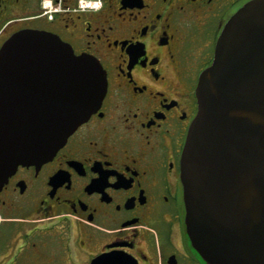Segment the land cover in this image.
<instances>
[{
  "label": "flooded vegetation",
  "instance_id": "flooded-vegetation-1",
  "mask_svg": "<svg viewBox=\"0 0 264 264\" xmlns=\"http://www.w3.org/2000/svg\"><path fill=\"white\" fill-rule=\"evenodd\" d=\"M249 1L0 0V49L50 31L107 76L55 155L0 188V264H209L187 232L182 155L201 72Z\"/></svg>",
  "mask_w": 264,
  "mask_h": 264
},
{
  "label": "water",
  "instance_id": "water-1",
  "mask_svg": "<svg viewBox=\"0 0 264 264\" xmlns=\"http://www.w3.org/2000/svg\"><path fill=\"white\" fill-rule=\"evenodd\" d=\"M100 61L46 30L0 49V188L52 158L101 105ZM181 162L186 226L209 264H264V0L240 7L200 75Z\"/></svg>",
  "mask_w": 264,
  "mask_h": 264
},
{
  "label": "built area",
  "instance_id": "built-area-1",
  "mask_svg": "<svg viewBox=\"0 0 264 264\" xmlns=\"http://www.w3.org/2000/svg\"><path fill=\"white\" fill-rule=\"evenodd\" d=\"M86 7H92V3L85 4Z\"/></svg>",
  "mask_w": 264,
  "mask_h": 264
}]
</instances>
